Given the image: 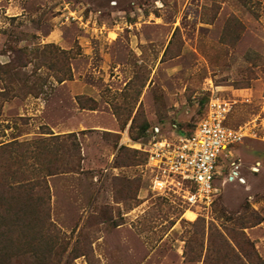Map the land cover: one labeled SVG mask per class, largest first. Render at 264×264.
<instances>
[{"label":"rangeland","instance_id":"374dc122","mask_svg":"<svg viewBox=\"0 0 264 264\" xmlns=\"http://www.w3.org/2000/svg\"><path fill=\"white\" fill-rule=\"evenodd\" d=\"M212 98L251 133L202 208L147 149ZM0 173L42 205L3 229L13 264H264V0H0Z\"/></svg>","mask_w":264,"mask_h":264},{"label":"built area","instance_id":"2783aa9c","mask_svg":"<svg viewBox=\"0 0 264 264\" xmlns=\"http://www.w3.org/2000/svg\"><path fill=\"white\" fill-rule=\"evenodd\" d=\"M229 112L228 102L212 98L192 134L158 139L149 145V161L156 171V192L176 189L189 206H211L219 190L216 180L222 171L223 153L251 133L246 125L228 126Z\"/></svg>","mask_w":264,"mask_h":264},{"label":"trees","instance_id":"16d2710c","mask_svg":"<svg viewBox=\"0 0 264 264\" xmlns=\"http://www.w3.org/2000/svg\"><path fill=\"white\" fill-rule=\"evenodd\" d=\"M193 131L186 135L192 134ZM76 136L77 134L70 133L63 137H70V138L74 137L75 138ZM42 141H43L42 142L43 146L41 147L40 152L44 153V152H47L48 150H47V144L44 142L46 140L44 139ZM76 146H77V143H76ZM44 168H46L45 164L43 165V169ZM0 174H1L0 175V187L2 186L6 187V189L11 191L13 194L16 191H20V192L24 190L25 191L27 190L28 192L30 191L29 186L32 185L30 181L26 182L22 178L17 179V180L9 179V177H7L6 174H2V173ZM13 174H14L13 176H15V173ZM49 174H54V173H48V175ZM42 180L43 182H45V179H42ZM41 208H42V205L33 204L32 202H28V200H25V197L23 198V200L21 198L14 197V196L9 197V196H6L5 192L2 193L0 191V264H13V260L16 254L20 255L23 258H26L27 255L29 254V252H27V250L25 251V249L21 251L19 250L20 251L19 253L13 252L10 247L12 239L9 234V231L3 232V229H6V230L11 229L10 226L12 227V223L14 219H16L17 216L26 215V214L28 215L38 214L37 210L38 209L41 210Z\"/></svg>","mask_w":264,"mask_h":264},{"label":"crops","instance_id":"0c3cea01","mask_svg":"<svg viewBox=\"0 0 264 264\" xmlns=\"http://www.w3.org/2000/svg\"><path fill=\"white\" fill-rule=\"evenodd\" d=\"M188 211H191V210H188ZM191 212H193V211H191ZM194 214H195V212H193Z\"/></svg>","mask_w":264,"mask_h":264},{"label":"bare ground","instance_id":"6f19581e","mask_svg":"<svg viewBox=\"0 0 264 264\" xmlns=\"http://www.w3.org/2000/svg\"><path fill=\"white\" fill-rule=\"evenodd\" d=\"M194 214L191 215V217H193Z\"/></svg>","mask_w":264,"mask_h":264}]
</instances>
